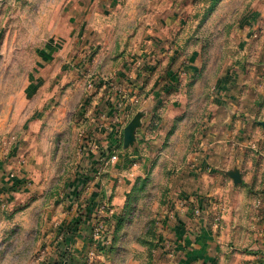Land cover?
Returning a JSON list of instances; mask_svg holds the SVG:
<instances>
[{
    "label": "rangeland",
    "instance_id": "rangeland-1",
    "mask_svg": "<svg viewBox=\"0 0 264 264\" xmlns=\"http://www.w3.org/2000/svg\"><path fill=\"white\" fill-rule=\"evenodd\" d=\"M213 2L0 0V156L21 154L31 176L4 191L8 198L0 203V264H67L74 258V247L64 238L73 212L86 205L91 185L78 187L75 202L68 199L71 184L96 175L90 161L93 154L101 155L96 144L105 138L100 141V133L91 129L113 128L116 114L127 107L126 98H164L172 90L176 66L195 53L201 56V72L210 66L212 76L218 70L217 78L241 57L236 56V32L250 4ZM124 69L125 75L120 74ZM254 73L244 69L242 78L256 79ZM115 78L124 83L104 89L107 79ZM215 92L211 87L210 93ZM45 98L51 99L50 106H43ZM107 109L117 113L108 117ZM43 130L45 136L39 134ZM173 135L163 150L169 161L179 164L178 158L191 153L190 136L172 142ZM122 146L116 148L127 153ZM177 169L166 173L170 181L182 172ZM156 183L152 170L120 221L101 220L112 237L108 246L91 237V246L75 258L84 264H179L183 252L173 244V218L159 198L162 190L170 192L172 182ZM238 203L246 212L215 221L223 248L216 258L199 264H264V202L239 196ZM89 230L93 235L94 228Z\"/></svg>",
    "mask_w": 264,
    "mask_h": 264
},
{
    "label": "crops",
    "instance_id": "crops-1",
    "mask_svg": "<svg viewBox=\"0 0 264 264\" xmlns=\"http://www.w3.org/2000/svg\"><path fill=\"white\" fill-rule=\"evenodd\" d=\"M246 3L251 7L241 18L236 32V56L241 57L232 60L235 61L231 62L227 73L217 78L218 70H215L212 76L210 66H206L204 73L201 72V56L195 53L183 65L176 66L179 73L171 71L176 72L172 76V88H169L172 90L164 98H138V103L135 102L137 98H126L127 107L118 111L116 118L119 119L113 122V128L99 129L98 125L91 129L100 133V141L108 136L112 143L104 139L96 144L97 150H102L99 157L92 150L90 162L97 168L93 170L96 175L71 184L74 193L71 192L68 199L75 202L80 197L77 195L80 191L78 187L84 190L91 185L86 205L73 212L75 214L68 224V230L73 232L68 236V243L74 247L72 260L75 259L77 264H84L81 258H75L79 257L78 253L91 246L92 233L89 229L103 219L120 221L152 170L157 178L156 184L172 182L169 193L165 192L166 189L162 193L159 190V198L163 211L171 213L173 218V244L183 252L178 262L177 258L173 261L179 264L207 263L216 258L223 246L215 236V221L222 215L225 217L224 214L232 216L240 211L246 212V206L239 208V196L242 199L254 197L264 202V0H246ZM46 52L43 56L48 55ZM244 69L255 72L256 79L249 75L242 78ZM125 71L120 74L125 75ZM108 76L113 78L112 73ZM191 82L196 83L192 85ZM118 83L122 85L124 81L107 79L104 89L112 86L119 88ZM211 87L216 89L215 94L210 93ZM44 100L43 106H50L51 99ZM107 104V98L103 99L101 105L106 107ZM95 105L89 109L92 114L95 113ZM104 112L108 117L117 113L110 109ZM39 113L42 118L44 112ZM138 114L143 118V126L136 132L138 143L121 154L116 145H123L124 129ZM39 134L45 136L46 132L39 131ZM117 134H120L119 142ZM171 134H174L172 142H184L187 140L183 139L185 135L190 136L188 146L191 153L187 158H178L181 159L177 161L179 164L169 161L165 157L167 150H163ZM141 140L147 142L139 144ZM110 150H113V156L118 157L116 161L109 157ZM181 150L185 154V149ZM20 156L13 154L9 159L0 156V203L8 198L4 191L12 188V183L31 177L27 161ZM32 157L30 155L28 159ZM155 157L159 158L157 162H154ZM174 167L182 172L170 181L171 177H167L166 173ZM236 170L243 175L241 188L229 176ZM253 187L256 188L254 193L251 191ZM196 207L201 208L200 215L196 214Z\"/></svg>",
    "mask_w": 264,
    "mask_h": 264
},
{
    "label": "water",
    "instance_id": "water-1",
    "mask_svg": "<svg viewBox=\"0 0 264 264\" xmlns=\"http://www.w3.org/2000/svg\"><path fill=\"white\" fill-rule=\"evenodd\" d=\"M142 115L138 114L124 129L123 148L125 151L132 149L138 143L136 132L143 126ZM229 176L234 181L235 185L242 183V174L239 170L229 173Z\"/></svg>",
    "mask_w": 264,
    "mask_h": 264
},
{
    "label": "built area",
    "instance_id": "built-area-1",
    "mask_svg": "<svg viewBox=\"0 0 264 264\" xmlns=\"http://www.w3.org/2000/svg\"><path fill=\"white\" fill-rule=\"evenodd\" d=\"M138 100H139L138 98L135 99V102L138 103V102H139ZM120 105H121V104H120ZM117 158H118V157H117L116 155H114L111 159H112V161H116ZM195 209H196V210H195L196 214H197V215H200V214H201V208L196 207ZM93 239H94V242H96V243L102 242L104 246H108V245L110 244L111 241H110L109 238L106 236V226H105V224H104L103 221H99V222L95 225V227H94V232H93ZM90 256H91V257H95V256H96L95 252L92 251V252L90 253Z\"/></svg>",
    "mask_w": 264,
    "mask_h": 264
},
{
    "label": "trees",
    "instance_id": "trees-1",
    "mask_svg": "<svg viewBox=\"0 0 264 264\" xmlns=\"http://www.w3.org/2000/svg\"><path fill=\"white\" fill-rule=\"evenodd\" d=\"M219 1H220V0H214L213 4L215 5V4H217ZM214 5H213V6H214ZM77 194H79V193H77ZM78 196H79V195H78ZM106 222H107V220H106ZM72 233H73V232H72ZM72 233H71V230H69V231H68V236L71 235ZM68 236H65V238H64V242H65V243H68ZM106 236L109 238V240H111L112 237H111L110 234L106 233ZM92 237H93V235H92ZM100 243H101V242H100ZM102 244H103V243H102ZM99 245H100V244H99ZM101 248H102V246H101ZM102 249H104V247H103ZM66 262H67V264H77L76 261L72 260V257L69 258V259H67Z\"/></svg>",
    "mask_w": 264,
    "mask_h": 264
}]
</instances>
